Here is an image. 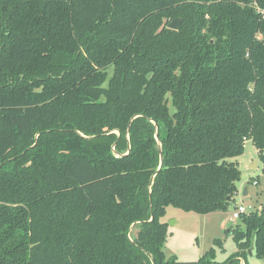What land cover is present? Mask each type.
I'll return each mask as SVG.
<instances>
[{
    "label": "trees",
    "instance_id": "obj_1",
    "mask_svg": "<svg viewBox=\"0 0 264 264\" xmlns=\"http://www.w3.org/2000/svg\"><path fill=\"white\" fill-rule=\"evenodd\" d=\"M247 140L264 160V0H0V264L264 257V203L222 262L162 250L168 206L226 210Z\"/></svg>",
    "mask_w": 264,
    "mask_h": 264
},
{
    "label": "rangeland",
    "instance_id": "obj_2",
    "mask_svg": "<svg viewBox=\"0 0 264 264\" xmlns=\"http://www.w3.org/2000/svg\"><path fill=\"white\" fill-rule=\"evenodd\" d=\"M228 161L238 165L240 178L236 182L237 194L226 210L196 214L171 206L165 209L161 221L167 224V238L162 250L167 258L174 257L179 262H194L214 247L215 260L222 262L237 251L228 230L243 226L240 219H232V214L240 205L247 214L260 209L264 203V160L252 142L247 140L242 154ZM245 188L247 194L243 195ZM214 240H220V245H214ZM247 263L264 264V257L248 255Z\"/></svg>",
    "mask_w": 264,
    "mask_h": 264
},
{
    "label": "built area",
    "instance_id": "obj_3",
    "mask_svg": "<svg viewBox=\"0 0 264 264\" xmlns=\"http://www.w3.org/2000/svg\"><path fill=\"white\" fill-rule=\"evenodd\" d=\"M244 214H246V210L242 205H240L236 207L235 212H233L232 219H239ZM240 264H243V261H241Z\"/></svg>",
    "mask_w": 264,
    "mask_h": 264
},
{
    "label": "water",
    "instance_id": "obj_4",
    "mask_svg": "<svg viewBox=\"0 0 264 264\" xmlns=\"http://www.w3.org/2000/svg\"><path fill=\"white\" fill-rule=\"evenodd\" d=\"M181 20L179 18H176L174 20H172L169 24H168V28L169 29H177L179 24H180ZM247 194V189L245 188L244 189V192H243V195H246ZM248 254L251 255V251L249 250L248 251Z\"/></svg>",
    "mask_w": 264,
    "mask_h": 264
}]
</instances>
